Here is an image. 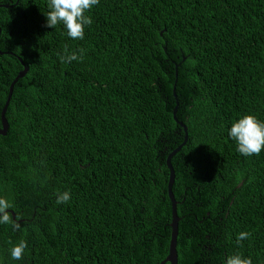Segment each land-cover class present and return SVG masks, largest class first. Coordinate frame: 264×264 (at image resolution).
<instances>
[{
    "label": "trees",
    "instance_id": "1",
    "mask_svg": "<svg viewBox=\"0 0 264 264\" xmlns=\"http://www.w3.org/2000/svg\"><path fill=\"white\" fill-rule=\"evenodd\" d=\"M0 4V110L27 66L0 134V197L20 224H0V264H159L177 120L175 264H264V151L228 135L264 120V0H99L81 40L46 25L48 0ZM65 46L83 60L61 62Z\"/></svg>",
    "mask_w": 264,
    "mask_h": 264
},
{
    "label": "clouds",
    "instance_id": "2",
    "mask_svg": "<svg viewBox=\"0 0 264 264\" xmlns=\"http://www.w3.org/2000/svg\"><path fill=\"white\" fill-rule=\"evenodd\" d=\"M99 3V0H48V12L46 25L56 28L62 25L66 34L73 40L84 38L85 27L92 24L88 13ZM75 51L64 48V55L60 57L61 62L70 63L74 60L82 61L84 49ZM229 137L236 142L237 151L246 157L259 155L264 151V120L256 115L248 113L236 119L228 132ZM71 199L70 193L57 192L56 203H66ZM14 204L5 197H0V224H10L14 230L20 229L18 218H13L11 209ZM249 232L241 231L237 236V243L247 239ZM27 242L21 239L10 248V256L14 260H21L24 256ZM225 264H252L250 257H244L240 253L228 256Z\"/></svg>",
    "mask_w": 264,
    "mask_h": 264
},
{
    "label": "water",
    "instance_id": "3",
    "mask_svg": "<svg viewBox=\"0 0 264 264\" xmlns=\"http://www.w3.org/2000/svg\"><path fill=\"white\" fill-rule=\"evenodd\" d=\"M0 6L6 7L5 4H0ZM18 61H19L20 65L22 66V68L15 74L13 79L10 81V83L8 85V92H7L5 101H4L2 108L0 110V134L1 135H3L5 133V130L7 128V122H6V119L4 117V111H5V108L7 105L8 98L10 97V94H11L12 86L15 83V81L18 78L22 77L25 74V72L27 71V66L23 65V62L21 61L20 58H18ZM175 109H176V105L172 108V116H173L174 120L176 121V118L174 116ZM177 122L180 126H182V128L184 130V136H183V141H182V143H183L185 141V138H186L185 127L183 126V124L180 121L177 120ZM181 144L177 145L174 149H172L171 152L168 153L166 158H165L166 168L168 169V180L166 183V191H167V195H168V198L170 200V205H171V221L169 224V226H170V237H169V242H168V253L160 261L159 264H163V263L175 264V261H176L175 237H176L177 217L175 214V201H174L173 195L170 191V186H171L172 180H173V170H172V167L169 163V158L175 151H177L179 149Z\"/></svg>",
    "mask_w": 264,
    "mask_h": 264
}]
</instances>
